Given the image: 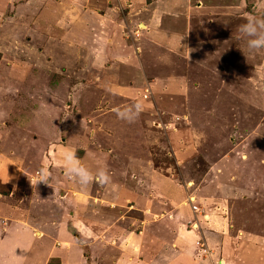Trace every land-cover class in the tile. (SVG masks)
Wrapping results in <instances>:
<instances>
[{"label":"rangeland","instance_id":"rangeland-1","mask_svg":"<svg viewBox=\"0 0 264 264\" xmlns=\"http://www.w3.org/2000/svg\"><path fill=\"white\" fill-rule=\"evenodd\" d=\"M162 1L173 7L177 0H0V158L21 172L14 186L0 184V194H3L2 200L6 199L8 212L23 213L24 220L20 221L39 225L35 228L46 232L47 219L53 215L58 218V210L53 208L62 205L60 202L64 203L67 197L88 193L92 201L114 202L110 192L115 194L121 187H124L121 193L113 199L118 197V203L123 205L129 200L134 205L137 200L143 201L146 194L157 191L154 185L160 178H174L179 184L193 182L192 178L206 186L212 177L208 165L218 159L220 162L222 156L227 157L230 168L234 165L250 170L256 165L258 170L264 168V152L257 159L250 153L264 148V50L249 56L243 42L236 39L238 26L249 15L258 14L264 0H185V6L189 7L197 1L203 5L212 2L217 6L226 5L228 10L215 14V20L198 14L203 23L196 17L192 25L187 23L193 29V42L198 47L195 59L190 55L179 59L173 48L162 44L164 41L150 40L146 34L138 32L144 30V25L139 28L134 25V30L130 28L133 22L147 21ZM181 15L185 18V14ZM101 16H105L104 20ZM99 22L105 24L102 31L115 34L112 44L106 38L109 48L97 47L115 58L107 59L104 54L106 62L99 59L95 62L92 53L89 56L82 53V44L95 45L91 37L92 33L100 32ZM128 45L134 59L130 55L124 57L130 53L124 51ZM142 70L146 73L145 83L141 77L138 81ZM160 73L167 78L165 82L168 81L170 87L184 80L180 90H184L186 97L160 98L163 94L158 92L157 86L153 87L154 83L165 84L159 80ZM110 76L115 87H132L131 95L123 100L106 93L108 87L102 84ZM150 80L154 81L151 87L154 91L151 98L148 95V101H155L156 110L143 109L131 123L121 120L116 110L135 101H146L144 94H148ZM136 82L145 85L141 96L137 88H133ZM192 82L206 93L203 100L195 101L199 94L190 93ZM182 98L186 99L187 106L193 104L195 111L199 102L205 103L202 114L206 118L205 125L199 126L200 132L196 125L193 127L201 133L200 142L199 138L190 140L180 133L177 138L172 137L178 132L177 128L184 126L183 120H191L181 118ZM159 101H162L161 106ZM208 120L214 128L224 124V134H210L211 128L206 126ZM68 147L76 148L80 162L93 172L105 167L111 183L115 184L113 189L99 183L82 187L67 177L61 153ZM187 152L184 165L180 164L179 153ZM42 171L48 174L47 182H37ZM221 171L224 170L217 172ZM57 183L66 185L58 187ZM126 185L133 186L134 190L127 189ZM75 205L74 216L71 214L75 221L70 220L68 229L75 243L85 249V257L88 251L92 256L97 255L91 252L94 246H104L102 250L114 248L120 240L112 241L105 236L109 228L123 227L127 216L129 222L133 218L130 228L127 227L128 233L135 232L142 237L143 213L137 209L126 214V206L119 205L113 215L104 213L100 217L93 207H82V197ZM192 209L200 212V208ZM69 212L73 210L68 207L67 215ZM82 215L89 219V229L99 228V221L108 225L103 242L97 243L102 237L94 235L89 237V242L85 238L82 241ZM122 217L124 223L120 222ZM153 229L152 225L149 233ZM2 237L4 234L0 235ZM161 237L170 241L173 235ZM23 240L22 247L26 244ZM17 243L21 245L16 239L5 243L2 251L0 249V262L18 264ZM40 251L39 256L43 257L44 250Z\"/></svg>","mask_w":264,"mask_h":264},{"label":"crops","instance_id":"crops-1","mask_svg":"<svg viewBox=\"0 0 264 264\" xmlns=\"http://www.w3.org/2000/svg\"><path fill=\"white\" fill-rule=\"evenodd\" d=\"M184 1L177 0L173 7H170L166 1H162L156 7L154 14L148 16L147 21L133 22L130 28L134 30V25H137L138 28L140 25H144V30L138 32L146 34L150 40L159 39L161 43L164 41L162 44H166L165 46L171 49L173 48L179 59L188 55L195 59L194 53L198 52V47L193 42V29L191 28L193 17H196L200 23H203V18H199L198 14H206V19L215 20V14L228 10L226 5L217 6V4L212 2L211 4L203 5V3H198L197 1L195 5L189 7L185 6ZM181 14H185V18ZM101 17L102 19L105 18V16ZM96 20L98 21V19ZM99 23L98 29L100 32H97L96 35L92 33L91 37V41L95 45L88 46L82 44V53L88 56L92 53L95 56L93 57L95 62H97V59H99L98 61L106 62V55L104 57V54H107V50L100 52L101 50H98L97 47L98 45H102L103 49L104 47L109 48L110 45L107 43L106 38L112 44L115 34L102 31L101 27L104 28L105 24ZM187 23L191 25L187 26ZM146 30L149 31L145 33ZM132 34L134 36V32ZM136 34L137 31H135ZM159 41L158 43H160ZM128 47L129 45L126 46V50L122 48V51L124 49V51L130 52ZM132 53L130 52L124 55V57L127 58L130 55L134 59ZM111 58L107 54V59L111 60ZM118 58L116 57V59ZM131 64H134L133 60ZM143 70L139 72L138 81L141 77V80L144 82L146 73ZM196 75V77H199L198 74ZM158 76L161 84H164L167 78L163 77V73L158 74ZM109 78L111 79L109 80ZM109 78L107 82H103L102 84L108 87V92L106 93L123 100L131 95L130 89L132 87H115L112 85L114 79L112 80L111 76ZM153 82L151 80L148 81L149 86L147 85L146 89L148 94H144L147 97L146 101L139 102L143 105L142 110H148V112L151 108L156 110L155 101H148L149 96L151 98L152 91H154V89L151 90ZM136 83L133 88L136 87L138 96H141L143 93L142 88L145 85ZM168 83L166 81L163 86L155 85L154 83L153 87L157 86L158 92L163 94L160 98L169 97L171 99L173 97L175 100V97H179L180 95L186 97L184 90H180L184 86V80H178V84L175 87H170L171 85ZM175 84L172 83L173 86ZM207 84L206 86L208 87ZM198 88V85L192 82L190 93L199 94L195 101L203 100L206 94ZM136 102L138 101L134 103ZM159 104L161 106L162 101H159ZM187 105L186 99L182 98L181 106L183 113L181 118L187 117L191 120H183L184 126L177 128L178 132L172 134V137L177 138V135L180 133L181 137L186 135L190 140L199 138L200 142L201 133L198 132L202 129H199V126L205 125L204 121H206L205 116L202 115L205 112V103L203 101L199 102L195 107L196 111L193 104ZM207 122V128H211L210 134H224L226 129L224 124L214 128L211 120ZM189 125L193 126L189 127ZM194 125L198 127V132L193 128ZM220 126L223 128L219 131L218 128ZM196 132L198 135H196ZM252 152L254 154L251 156L257 159L263 155L261 152H264V148L261 151L253 150L250 153ZM189 153H192V151ZM189 153H179L180 164L184 163V159ZM176 155L178 154H174V156ZM217 161L214 162L215 165L214 163L213 165H208L207 170L209 172L212 171L211 181L208 185L203 186L204 182H200L199 180L194 181L192 178L190 180L193 182H183L182 184H179L174 178H160V181L154 185L157 191H154L152 195L146 194L147 197L143 198V201L137 200L134 205H131L129 200H127V205H123L124 203H118V197L113 199L119 192L121 193L124 187H121L119 192L115 189V191L117 190L116 195L113 191L110 192V195L113 196L110 197L111 201L113 200L114 202H109L108 199V202L98 201V199L92 201L93 197H90L88 193H82V196L80 194L71 195L63 200L64 203L60 202L62 205H57L53 208L58 210V214L55 213L58 218H55L53 215L52 218H48L50 222L47 219L46 225L48 229L46 230L48 231L46 232L35 228L39 225L35 224L36 226H34L31 223L27 225L23 221H20V219L24 220L21 211L8 212L9 206L6 203V199L4 200L3 198L2 200L1 195L3 194H0V235L4 234V237L0 238V249L2 251L8 240L15 241L16 239L20 242L21 245L17 243L19 252L16 254L18 256V260L16 261L18 264H264V168L258 170L257 165L253 166L251 170L241 165H234L230 168L226 156H222L220 162ZM219 169L224 171L217 172ZM20 173L18 167L12 166L4 158H0V184L14 186ZM203 180L205 181V177H203ZM132 183H134L133 180L131 181ZM65 185L57 183L58 187L64 188ZM106 185V188L113 189L115 184L110 183ZM130 185H126L127 189L134 190L133 186ZM97 186L99 184H96ZM106 195L110 196L108 192ZM100 196L104 197L103 194H100ZM191 196H193L194 202H188L192 198ZM80 197H82V207H93L100 217H103L101 214L104 213H111L113 215L119 208V205L126 206V214L133 209H137L143 213L142 219H140V223L142 222V237L140 238L135 232L128 233L127 231L131 223H133V218L129 222L130 219L127 216V222L123 227L114 226L117 222L116 219V222L112 223L114 228H109L111 231L108 229V236L105 237L112 241L117 242V239L120 241L117 242L114 248L110 246L109 249L104 248L102 250L101 247L104 246L99 248L94 246L91 252H96L97 255L92 256L88 251V256L85 257V249L83 250V246L81 247L78 243H75L76 241L71 236L72 233L69 232L71 229H68L70 222L75 221V218L73 219L71 214L74 216V209H76L75 202ZM46 206L48 208V205ZM68 207L73 210L72 213L69 212L70 215L66 213ZM194 207L200 208V212H194L192 209ZM82 218V241L84 242L85 238L89 242V237L94 235L102 237L97 243L103 242L104 233L108 231L104 229L108 225L103 223L104 221H99L97 222L98 227L100 226L99 228L89 229V219H86L85 215H82ZM112 218L111 220H113ZM120 219V222H123L122 219L124 217ZM62 220L65 222H62ZM191 223L193 224L192 227ZM61 225L62 227L60 228ZM152 225L154 229L149 233ZM163 234H172L173 237H171L170 241H164L161 237ZM7 235L8 237H5ZM52 238L54 241H52ZM23 239L26 241L24 247H22ZM40 250H44L42 251L44 252L43 257L39 256ZM2 258H4V255ZM0 264L3 263L0 262Z\"/></svg>","mask_w":264,"mask_h":264},{"label":"clouds","instance_id":"clouds-1","mask_svg":"<svg viewBox=\"0 0 264 264\" xmlns=\"http://www.w3.org/2000/svg\"><path fill=\"white\" fill-rule=\"evenodd\" d=\"M236 39L244 44L245 51L249 56H254L258 51L264 50V5H261L257 15H249L246 20L237 28ZM143 105L139 102L133 103L116 110L117 116L129 123L134 122L140 115ZM65 175L82 187H86L91 183H99L101 185L110 184L111 177L108 170L101 166L93 172L84 166L77 156V149L68 147L61 153ZM48 174L41 172L37 178V182H47ZM192 198L189 200L191 201Z\"/></svg>","mask_w":264,"mask_h":264}]
</instances>
